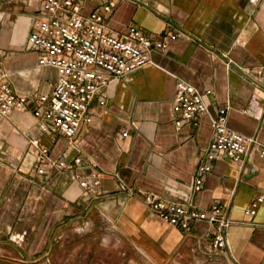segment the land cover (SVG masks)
<instances>
[{
    "label": "crops",
    "instance_id": "1",
    "mask_svg": "<svg viewBox=\"0 0 264 264\" xmlns=\"http://www.w3.org/2000/svg\"><path fill=\"white\" fill-rule=\"evenodd\" d=\"M42 1L0 0V74L29 102L24 112L0 117V264H50L57 230L74 210L95 203L158 263L209 255V225L168 226L141 193L199 211L223 207L233 221L229 247L214 254L233 264H264V202L255 217L245 213L264 196V158L253 153L239 164L217 159L203 175L202 189L192 191L218 108L228 106L232 130L264 146V89L248 76L264 66V0H106L114 8L107 20L113 32L132 25L156 40L169 33L178 38L153 51L149 66L95 96L89 109L94 122L83 124L72 140L41 131L33 115L38 95L52 94L59 79L55 68L39 66L42 54L27 43ZM84 2L88 15L105 0ZM179 80L212 90L210 114L180 130L173 113ZM254 96L260 118L244 113ZM32 138L49 149L44 175L37 173ZM59 162L67 166L59 169ZM91 175L100 177L99 194L84 200L80 182Z\"/></svg>",
    "mask_w": 264,
    "mask_h": 264
},
{
    "label": "built area",
    "instance_id": "2",
    "mask_svg": "<svg viewBox=\"0 0 264 264\" xmlns=\"http://www.w3.org/2000/svg\"><path fill=\"white\" fill-rule=\"evenodd\" d=\"M85 0H43L42 12L34 22L35 29L28 36L29 46L42 54L39 66L55 68L59 79L50 95H38L33 112L39 120L43 132L59 131L67 140L79 133L83 124H92L94 118L89 109L95 96L113 82L122 81L136 70L152 63L151 53L164 51L169 42L178 35L169 33L164 39L156 40L137 26H129L125 32L115 33L108 27L107 20L114 11L110 2H104L100 11L88 15L82 13ZM259 87L264 89V66L248 73ZM0 74V117L7 118L12 111L24 112L28 109V98L20 96L3 82ZM174 95L173 113L175 126L180 130L184 124L194 123L196 119L209 115L208 97L212 90L202 92L195 85L179 80ZM103 103V102H102ZM228 106L217 109L212 117L214 132L206 155L198 165V176L192 187L198 193L203 186V175L212 171V162L228 158L235 164L249 159L253 153L264 158V146L255 137H246L235 132L228 125ZM244 113L261 117L263 110L257 97H253ZM128 133L125 132L126 136ZM38 164L37 173L45 174L48 165L49 149L37 138L30 140ZM77 165L82 159L76 158ZM66 162L56 167L65 168ZM100 177H84L80 187L86 196L98 197ZM144 196L152 213L168 226L188 230L192 225L205 223L210 227V252H226L229 247L227 230L233 223L227 210L213 205L210 210L199 211L191 204H176ZM264 202L259 196L245 209L246 215L255 217L258 207Z\"/></svg>",
    "mask_w": 264,
    "mask_h": 264
},
{
    "label": "rangeland",
    "instance_id": "3",
    "mask_svg": "<svg viewBox=\"0 0 264 264\" xmlns=\"http://www.w3.org/2000/svg\"><path fill=\"white\" fill-rule=\"evenodd\" d=\"M70 218L57 230L48 257L50 264H164L156 262L129 235L122 233L114 219L101 213L98 203L74 210ZM214 253L196 258L186 254L168 264H233L229 258Z\"/></svg>",
    "mask_w": 264,
    "mask_h": 264
}]
</instances>
